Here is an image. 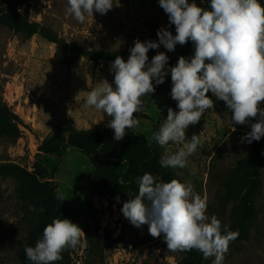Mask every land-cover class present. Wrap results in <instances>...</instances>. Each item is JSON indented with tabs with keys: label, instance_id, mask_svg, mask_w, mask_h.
Listing matches in <instances>:
<instances>
[{
	"label": "rangeland",
	"instance_id": "rangeland-1",
	"mask_svg": "<svg viewBox=\"0 0 264 264\" xmlns=\"http://www.w3.org/2000/svg\"><path fill=\"white\" fill-rule=\"evenodd\" d=\"M202 3L209 8L210 0H202ZM67 8V0H34L30 19L52 29L63 41L89 50L126 51L134 47L136 40L158 43L157 32L161 28L176 34L175 25L169 22L159 0H114L112 9L106 14L94 12L93 18L88 17L84 23L69 15ZM185 48L195 46L189 40L185 45L177 44L171 52L163 45L157 49L164 52L170 62ZM176 64L167 63L165 69ZM111 66L112 63H94L82 58L70 68L63 67L58 62L55 44L39 35L26 39L20 33L0 27V104L7 103L26 126L22 137L15 142L0 136V163L13 162L32 171L34 164L39 162L52 171L60 158L38 151L45 139L64 134L67 127L112 130L108 127L112 117L85 104L88 91L103 81L115 87ZM171 83L168 71L164 83L159 85L170 87ZM153 84L157 86L155 81ZM142 100L140 112L147 114L151 121L140 120L136 131L150 141L155 131L152 122L157 123L162 118V124L169 108L173 111L179 109L166 90L145 95ZM164 106L167 107L166 114H163ZM231 117L232 113L207 109L198 123L186 129V140L198 136L197 149L188 156L185 167L173 168L186 183L193 185L195 193L206 202V214L209 218L215 215L222 228L230 223L231 205H223L217 199L218 188L210 182L209 170L219 145L236 126ZM255 122L256 118H251L247 123L248 133ZM149 144L157 145L155 142ZM180 147L182 145L170 143L168 152L174 153ZM222 157L227 166L237 160L232 151ZM93 173L94 168L86 156L70 151L62 160L54 181L82 231V225L93 229L96 224L101 244L106 229L118 238L112 252L105 256V264H179L181 252L168 251L163 234L153 238L147 224L137 228L124 217L119 202L110 206L106 198L92 194ZM260 176L262 187L255 198L258 217L255 229L248 241L238 243L226 253L223 264H264V168ZM16 189L14 179L0 176V264H19L20 248L25 244L37 215L29 203L18 198ZM80 245V250L71 256L72 264H91L92 256L83 257L85 235ZM213 260L214 257L208 258L209 264H213Z\"/></svg>",
	"mask_w": 264,
	"mask_h": 264
},
{
	"label": "clouds",
	"instance_id": "clouds-1",
	"mask_svg": "<svg viewBox=\"0 0 264 264\" xmlns=\"http://www.w3.org/2000/svg\"><path fill=\"white\" fill-rule=\"evenodd\" d=\"M67 3V13L84 23L88 17L93 18L94 12L106 14L114 0ZM159 5L175 25L176 34L161 28L157 32L158 43L136 40L126 62L117 56L112 63L115 87L103 81L88 91L86 106L112 117L108 127L114 130L115 140L121 141L126 130L138 128L140 121L135 114L143 108L142 97L155 92L153 81L163 84L170 71L171 97L179 111L169 108L167 118L149 141L164 149L162 167L186 166L188 156L200 143L197 135L186 140V129L215 106L212 97L224 102L233 123L243 125L259 117L242 138L249 143L259 141L264 137V108L260 107L264 103V5L260 0H210L208 9L189 0H159ZM189 40L195 46L190 59L181 56L174 67L166 70L169 58L160 52L148 63L149 49L163 45L171 52L177 44L185 45ZM170 143L182 147L170 154ZM138 185V194L124 202L121 209L133 226L147 224L153 238L163 234L168 251L197 250L204 259L214 257L213 264H223L230 242L239 233L227 226L222 229L215 215L209 218L206 202L195 193L192 184L176 179L158 182L152 174L145 173ZM56 198L65 200L59 190ZM84 235L71 220L54 219L43 229L34 247L25 246L26 257L31 264H55L65 249L81 244Z\"/></svg>",
	"mask_w": 264,
	"mask_h": 264
},
{
	"label": "trees",
	"instance_id": "trees-1",
	"mask_svg": "<svg viewBox=\"0 0 264 264\" xmlns=\"http://www.w3.org/2000/svg\"><path fill=\"white\" fill-rule=\"evenodd\" d=\"M33 1L0 0V27L20 33L26 39L39 35L55 44L58 62L66 68H70L82 58L103 64L113 63L117 56L122 57L125 62L128 60L130 50H89L63 41L52 29L31 21L30 9ZM189 2H195L198 6L208 9L202 0H189ZM260 3L264 5V0H260ZM194 51L195 48H185L168 64L177 63L181 56L189 59ZM158 53H160L159 49H149L148 61ZM165 90L171 96L169 87L155 86V92ZM209 95L211 96V93ZM212 99L215 105L213 108L223 113H231L223 101L215 97ZM260 107L264 108V105L261 104ZM166 109L167 107L164 106L163 114H166ZM135 116L139 121L143 119L151 121L145 113L138 112ZM258 119L259 117L256 118V122ZM161 121L162 118L157 123L152 122L155 131L159 129ZM23 128H26L24 122L8 104H0V136L15 142L22 137ZM126 131L123 140L117 141L113 129L77 130L67 127L64 134L47 138L38 147V151L42 154L60 158V162L52 171H48L39 162L34 164L32 171L13 162L0 163V176L14 179L17 183L18 198L29 203L37 213L33 228L25 244L20 248L19 264H31L26 257L25 246L34 247L36 241L42 237L43 229L54 219H69L78 224L71 215L65 196L64 201L56 198L59 188L54 181L62 166V160L70 151H77L89 159L94 168L91 192L96 197L106 198L110 206L119 202L123 207L124 202L138 194V180L145 173L152 174L158 182H170L176 179L186 183L173 168L161 166L160 159L164 152L160 146L150 145L147 137L136 129ZM247 133V124H236L219 145L209 170V180L218 188L217 199L223 205H231L230 223L225 226L228 230L239 233L238 237L230 242L229 250L238 243L250 239L258 218L255 198L260 194L262 187L260 171L264 168V137L249 143L242 139ZM230 151L237 160L235 164L227 166L222 155ZM59 192L61 193L60 190ZM82 228L86 242L83 257L92 256L91 264H105V256L112 252L118 238H114L113 232L106 229L101 244L97 237L99 227L96 224L93 229L86 224L82 225ZM80 248L79 244L75 249H65L61 253L62 259L55 264H72L71 256ZM181 254L179 264H209L208 259H204L202 253L197 250L181 252Z\"/></svg>",
	"mask_w": 264,
	"mask_h": 264
},
{
	"label": "crops",
	"instance_id": "crops-1",
	"mask_svg": "<svg viewBox=\"0 0 264 264\" xmlns=\"http://www.w3.org/2000/svg\"><path fill=\"white\" fill-rule=\"evenodd\" d=\"M192 55H194V54H192ZM170 89L172 88V83H171V86L169 87Z\"/></svg>",
	"mask_w": 264,
	"mask_h": 264
},
{
	"label": "bare ground",
	"instance_id": "bare-ground-1",
	"mask_svg": "<svg viewBox=\"0 0 264 264\" xmlns=\"http://www.w3.org/2000/svg\"><path fill=\"white\" fill-rule=\"evenodd\" d=\"M10 97V96H9ZM20 109V108H19Z\"/></svg>",
	"mask_w": 264,
	"mask_h": 264
}]
</instances>
